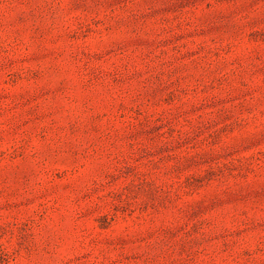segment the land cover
I'll use <instances>...</instances> for the list:
<instances>
[{
    "label": "rangeland",
    "instance_id": "rangeland-1",
    "mask_svg": "<svg viewBox=\"0 0 264 264\" xmlns=\"http://www.w3.org/2000/svg\"><path fill=\"white\" fill-rule=\"evenodd\" d=\"M0 264H264V0H0Z\"/></svg>",
    "mask_w": 264,
    "mask_h": 264
}]
</instances>
